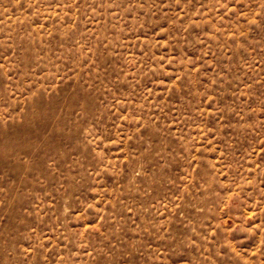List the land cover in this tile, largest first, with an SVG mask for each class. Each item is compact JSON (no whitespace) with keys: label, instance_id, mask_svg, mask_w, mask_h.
<instances>
[{"label":"rangeland","instance_id":"rangeland-1","mask_svg":"<svg viewBox=\"0 0 264 264\" xmlns=\"http://www.w3.org/2000/svg\"><path fill=\"white\" fill-rule=\"evenodd\" d=\"M0 264H264V0H0Z\"/></svg>","mask_w":264,"mask_h":264}]
</instances>
